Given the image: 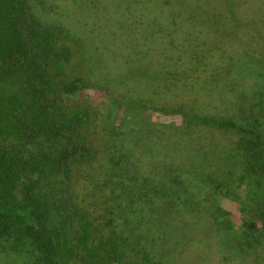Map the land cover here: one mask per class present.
Here are the masks:
<instances>
[{
	"label": "rangeland",
	"instance_id": "374dc122",
	"mask_svg": "<svg viewBox=\"0 0 264 264\" xmlns=\"http://www.w3.org/2000/svg\"><path fill=\"white\" fill-rule=\"evenodd\" d=\"M26 1L54 29L56 45L68 49L63 75L78 79L80 88L60 92L59 104L88 111L80 133L91 155L70 164L68 174L71 198L88 213L91 231L116 240L105 203L121 183L111 158L120 159L123 174L158 175L168 173L174 157L204 169L205 178L228 182L230 197L205 188L204 204L184 207L182 222L165 238L178 248L163 264H264V172L247 170L234 129L208 118L255 124L264 141V0ZM209 198L219 212L208 207ZM124 231L119 239L131 242L136 230ZM146 243L116 250L109 264H144ZM0 264L37 263L28 245L1 239Z\"/></svg>",
	"mask_w": 264,
	"mask_h": 264
},
{
	"label": "trees",
	"instance_id": "16d2710c",
	"mask_svg": "<svg viewBox=\"0 0 264 264\" xmlns=\"http://www.w3.org/2000/svg\"><path fill=\"white\" fill-rule=\"evenodd\" d=\"M150 35L159 41V33ZM55 38L54 29L31 12L26 0H0V240L25 243L37 264H109L116 250L144 247L146 241L142 263L163 264L168 252L178 248L176 239H167V245L165 238L177 230L176 222H182L184 207L204 204L205 188L230 197V184L211 180L207 173L205 178L203 168H189L174 157V168L158 175L153 170L146 175L123 174L120 159L111 158L121 183L107 192L105 203L107 222L117 236L105 242L94 234L88 213L71 198L68 174L70 164L91 155L80 133L88 125V111L80 104L70 109L59 104L60 92L80 87L78 79L63 75L69 52L57 46ZM208 118L220 128L234 129L247 170L264 172V141L255 124L244 127L242 120L239 124L238 119ZM33 142L42 144L29 150ZM154 154L161 155L157 148ZM207 205L221 210L215 199L209 198ZM261 213L264 218V210ZM124 230L129 234L136 230L131 242L119 239ZM148 232L150 240H141ZM156 253L160 256L155 259ZM170 257L165 260L170 262Z\"/></svg>",
	"mask_w": 264,
	"mask_h": 264
}]
</instances>
